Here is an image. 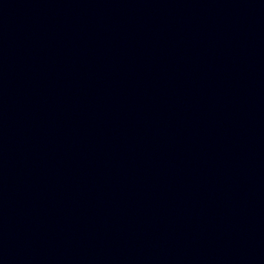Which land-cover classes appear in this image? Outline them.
<instances>
[{"label": "water", "instance_id": "water-1", "mask_svg": "<svg viewBox=\"0 0 264 264\" xmlns=\"http://www.w3.org/2000/svg\"><path fill=\"white\" fill-rule=\"evenodd\" d=\"M0 264H264V0H0Z\"/></svg>", "mask_w": 264, "mask_h": 264}]
</instances>
